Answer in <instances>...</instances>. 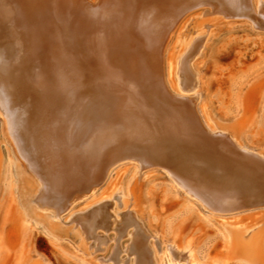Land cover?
I'll return each instance as SVG.
<instances>
[{
  "label": "bare ground",
  "instance_id": "obj_1",
  "mask_svg": "<svg viewBox=\"0 0 264 264\" xmlns=\"http://www.w3.org/2000/svg\"><path fill=\"white\" fill-rule=\"evenodd\" d=\"M208 3L229 15H252L251 0H108L105 8L0 0V109L6 135L39 189L33 205L41 213L61 219L127 158L172 168L190 198L215 211L264 199V154L238 145L229 132L208 130L190 105L186 92L199 85V30L185 35L170 60L174 91L160 64L182 16ZM68 48L76 52L75 63L62 56ZM62 80L69 94L58 105ZM16 90L24 93L17 103ZM205 130L223 143L210 142ZM112 207L102 206L88 223L91 231L119 228L124 215ZM131 236L137 264H155L142 230ZM168 256L167 264H178Z\"/></svg>",
  "mask_w": 264,
  "mask_h": 264
},
{
  "label": "rangeland",
  "instance_id": "obj_2",
  "mask_svg": "<svg viewBox=\"0 0 264 264\" xmlns=\"http://www.w3.org/2000/svg\"><path fill=\"white\" fill-rule=\"evenodd\" d=\"M36 1L38 5L48 2L71 8L78 3L105 8L108 0ZM251 5L249 17L229 15L209 3L194 7L164 44L160 64L174 91L170 60L174 62L180 53L185 35L199 30L195 37L203 44L194 61L199 85L186 92L190 105L194 103L208 130L229 132L238 145L264 154V0H251ZM62 56L67 62L77 60L71 48L63 50ZM65 77L71 81L70 74ZM66 82L60 81L56 88L54 103L58 105L68 98ZM20 92L13 94L16 103L24 97ZM20 161L6 135L0 109V264H137L131 234L138 229L147 238L155 264H167V254V259L178 264H264V205L248 208V204L264 202L263 198L241 209L215 211L190 198L172 168L144 167L140 160L127 158L113 166L94 193L56 219L33 205L39 189ZM110 203L111 211L117 206L124 215L119 228L91 231L89 226L102 206ZM135 221L139 225L133 226ZM177 252L180 258L175 257Z\"/></svg>",
  "mask_w": 264,
  "mask_h": 264
},
{
  "label": "water",
  "instance_id": "obj_3",
  "mask_svg": "<svg viewBox=\"0 0 264 264\" xmlns=\"http://www.w3.org/2000/svg\"><path fill=\"white\" fill-rule=\"evenodd\" d=\"M206 132V136L208 137V139L210 140V142L214 143V144H221L223 143L222 140L220 138H216L215 136H212L211 133H209L207 130H205ZM248 208L250 207H255V206H258V205H264V202H261V203H255V204H248Z\"/></svg>",
  "mask_w": 264,
  "mask_h": 264
}]
</instances>
